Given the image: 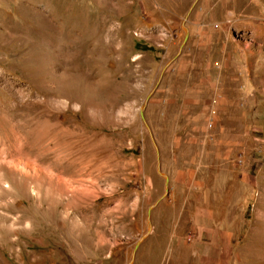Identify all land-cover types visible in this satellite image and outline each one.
Returning a JSON list of instances; mask_svg holds the SVG:
<instances>
[{"label":"rangeland","instance_id":"374dc122","mask_svg":"<svg viewBox=\"0 0 264 264\" xmlns=\"http://www.w3.org/2000/svg\"><path fill=\"white\" fill-rule=\"evenodd\" d=\"M132 258L264 264V0H0V264Z\"/></svg>","mask_w":264,"mask_h":264},{"label":"water","instance_id":"95a60500","mask_svg":"<svg viewBox=\"0 0 264 264\" xmlns=\"http://www.w3.org/2000/svg\"><path fill=\"white\" fill-rule=\"evenodd\" d=\"M188 14H189V12H188ZM188 36V31H187V29L184 27V42H185V39H186V37ZM149 96H150V94H149ZM149 96H148V98L146 99V101L144 102V104H143V106L141 107V109H140V111H139V114H140V118H141V120L143 121V123L145 124V126L147 127V125H146V123H145V120H144V111H145V108H146V105H147V101H148V99H149ZM147 129H148V131H149V128L147 127ZM149 134H150V136H151V138H152V141H153V143H154V140H153V137H152V135H151V133H150V131H149ZM154 146H155V143H154ZM155 149H156V153H157V166H158V172L160 173V175H162V177H164V179L167 181L168 179H167V176L166 175H163L162 173H161V168H160V165H159V155H158V151H157V148H156V146H155ZM166 192H167V188H166ZM151 232V225H150V221H149V219H148V230H147V232L143 235V236H141L140 237V239L137 241V245H139L148 235H149V233ZM132 262H133V258H132V260L130 261V263L129 264H132Z\"/></svg>","mask_w":264,"mask_h":264},{"label":"built area","instance_id":"2783aa9c","mask_svg":"<svg viewBox=\"0 0 264 264\" xmlns=\"http://www.w3.org/2000/svg\"><path fill=\"white\" fill-rule=\"evenodd\" d=\"M210 125H211V123H210Z\"/></svg>","mask_w":264,"mask_h":264}]
</instances>
